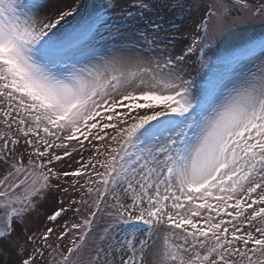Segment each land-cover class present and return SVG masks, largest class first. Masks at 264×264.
Instances as JSON below:
<instances>
[{
    "label": "snow or ice",
    "instance_id": "6c2138e0",
    "mask_svg": "<svg viewBox=\"0 0 264 264\" xmlns=\"http://www.w3.org/2000/svg\"><path fill=\"white\" fill-rule=\"evenodd\" d=\"M191 8L0 0V264H264V0Z\"/></svg>",
    "mask_w": 264,
    "mask_h": 264
},
{
    "label": "rangeland",
    "instance_id": "374dc122",
    "mask_svg": "<svg viewBox=\"0 0 264 264\" xmlns=\"http://www.w3.org/2000/svg\"><path fill=\"white\" fill-rule=\"evenodd\" d=\"M47 2L49 3V5L60 9V10H64V11H72V16L70 17H66L65 18V22L64 23V27L65 28H70L72 25H74L80 18L81 16L86 13L89 9H91L93 6L99 5L101 3H106L107 0H47ZM134 0H127V3H133ZM135 2H139V0H135ZM145 2H150V0H145ZM169 2H171V0H169ZM212 0H183V3L185 4H191L192 8L190 10V12H188L183 20L184 23L191 25L192 20L196 19L199 20L200 18H202L205 14L206 8L205 6L209 3H211ZM118 11V10H117ZM130 11L135 12L136 9L132 8L130 9ZM169 17H171L174 14L168 13L167 14ZM151 16L152 19H157L152 12H149L146 16L145 19H148V17ZM157 22L162 24L164 27H170V25H168L164 20H159L157 19ZM176 23H181L180 19L176 20ZM260 24L257 21L255 24L253 25H239L237 29H234L236 31L243 29V28H254V29H259ZM164 35H172L171 32L169 33H163ZM176 38L179 39V34H175ZM171 49V45L169 46ZM212 53L209 52L208 55H211ZM73 196H76V194H73ZM78 198V196L76 197ZM58 199H64L65 203L63 205V207L67 208L68 207V201L66 197L63 196H59ZM61 207V205L59 203H53L50 197H46L44 199H40L38 201L37 204V208L36 210L32 213V216L29 217V227H34L37 224L42 228L43 225L45 223H48L49 226L54 227L57 229V231H59V226L63 225L65 221H67L69 223V226L71 223L73 222H77L79 220L78 216H75L74 213V207L69 209L66 213H63L61 217L58 218L56 223H50L46 220V215L50 214L52 211L55 210V208ZM83 209H82V213H83ZM106 221L101 222L100 224V228H103L105 226ZM99 231V229H98ZM98 234V232L96 233ZM93 234V236L89 237V244L88 247L91 246L95 235ZM69 241L68 240H64L63 243L67 244ZM87 253L88 250H84V257L87 258Z\"/></svg>",
    "mask_w": 264,
    "mask_h": 264
}]
</instances>
